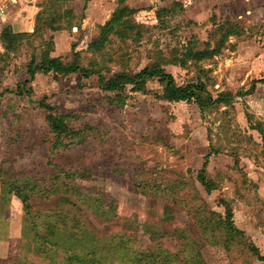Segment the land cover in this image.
<instances>
[{"label": "rangeland", "instance_id": "374dc122", "mask_svg": "<svg viewBox=\"0 0 264 264\" xmlns=\"http://www.w3.org/2000/svg\"><path fill=\"white\" fill-rule=\"evenodd\" d=\"M19 2L27 7L12 26L15 4L0 17V31L22 33L12 46L0 38V229L9 218L0 240L11 241L10 264H154L165 253V264H264L249 246L264 255V0ZM118 4L133 9L126 34L90 47ZM226 17L247 32L222 40ZM48 40L51 56L87 74L30 77ZM220 42L212 57L184 55ZM152 63L177 85L199 80L212 97H233L204 108L195 96L166 101L159 74L144 91L99 85V74ZM47 115H65L74 142L54 144ZM226 206L240 231L228 243Z\"/></svg>", "mask_w": 264, "mask_h": 264}, {"label": "trees", "instance_id": "16d2710c", "mask_svg": "<svg viewBox=\"0 0 264 264\" xmlns=\"http://www.w3.org/2000/svg\"><path fill=\"white\" fill-rule=\"evenodd\" d=\"M132 12L133 9L127 7L126 5L118 4L112 11L111 16L106 20L105 24L102 26V29L104 31L100 34L99 39L95 42L89 43V46L93 48H97L98 46H100L102 44V41L105 40L106 34L109 31H113V33L119 32V36L125 35L126 31L123 26L125 25V22L128 19L125 20L124 16ZM217 28L219 30H222L223 32L222 40L231 35L240 36L244 32V29L238 27V25H236L234 21H231L230 19H224V22H221ZM20 35H22V33L14 31L9 24L4 25V27L0 31V38L6 41L8 43V46H12L13 42L16 41L20 37ZM46 43H48V46H45L46 48L41 50L40 62L38 64L29 63L27 65V70L30 77L34 76L37 72L47 73L50 71L53 72L55 75H58L59 73L65 74L73 70H79L83 75L87 74L88 71L84 67L77 65L75 60L71 62H66L62 60L60 56H51L50 50H52L51 48H53V43L50 40H48ZM221 43L222 42H220L217 45V48L215 49H209L208 47H205L204 49H197L196 51H193L192 47H190L184 55L186 57H192L197 60L206 57H212V55L218 51V48L220 47ZM155 74H159L161 80L166 81V85L162 93L159 94V96L166 101H189L191 100L192 96H195V100H197L201 108H204L202 106H206L209 104L217 106L219 104L228 103L231 97H233V94L231 92L229 93L223 91L218 92L216 97H212V95L207 92V90H205L204 84L201 83L199 80L195 83L177 85L172 75L166 73L159 63H152L151 65H147L145 68L136 73L115 72L109 77L99 74L98 81L100 87L103 90L121 92V90L124 89L125 84H131V89L133 91H144L146 87L145 78L153 76ZM262 79H264V77ZM27 82L28 80L25 81V84ZM29 90L30 88H27V91L25 89L27 93H29ZM202 93L205 94L203 95ZM63 116L65 115H47L46 117L49 123L50 130L54 132V144H61L63 143V140H67V138L71 140V142H74L76 138L77 131L73 129L69 130L67 128L66 123L63 121ZM201 172L203 171L201 170ZM200 180L203 184H206L208 186L207 182H204L203 175H201ZM15 195H17V197L21 200V202L23 203V208L26 210L28 207L27 197L21 193H15ZM231 216L232 211L228 206H226L225 219L224 222L221 223L222 226H224V228L226 227L227 230L224 234L227 239L224 240L225 243H228L232 239V236L240 232L237 228H235ZM48 234L50 235L49 240H51V242L55 244L57 240L55 239L54 241H52L51 226H49ZM249 246L251 247L250 250L252 251V253L257 256L258 259L264 260V255L259 253L255 245L250 243ZM135 256H137V254ZM72 259L75 262L81 263V258L79 255H72ZM168 259L169 255L165 253L162 259L155 261L154 264H165V261H169Z\"/></svg>", "mask_w": 264, "mask_h": 264}, {"label": "crops", "instance_id": "0c3cea01", "mask_svg": "<svg viewBox=\"0 0 264 264\" xmlns=\"http://www.w3.org/2000/svg\"><path fill=\"white\" fill-rule=\"evenodd\" d=\"M20 2H19V0L17 1V4H15V5H13L12 7H14L13 9H12V12H9V15L6 17L5 16V14H6V12H5V14L3 13L0 17H1V19L3 18V20H4V16H5V21H7V22H10V24L12 23V22H15V20L17 19V16H16V12H18V9H20L21 7H23V6H25V5H22V4H19ZM230 4V3H229ZM11 7V8H12ZM27 6H25V8H26ZM10 8V9H11ZM24 8V7H23ZM20 14V20L21 19H25L26 17H28L29 19H30V21H31V24L33 23V21L35 20V18L34 19H32L33 18V16H34V14L32 15V18L30 17V15L29 14H26V13H22V12H20L19 13ZM16 16V17H15ZM23 17V18H22ZM225 19H229L228 17H226ZM18 22H20L19 20H18ZM11 26H12V24H11ZM13 28V27H12ZM247 32V29L246 28H244V32L243 33H246ZM243 33L241 34V35H243ZM264 67V66H263ZM263 77H264V75H263ZM7 225H5V223H4V227H2V229H0V232H2V231H5V230H7V231H9V218L7 217ZM7 233V232H6ZM10 244H11V241H9L7 238H3V239H1L0 240V264H10L11 263V260L8 258V257H6L7 255H8V253H9V251H7L8 250V248H10Z\"/></svg>", "mask_w": 264, "mask_h": 264}, {"label": "built area", "instance_id": "2783aa9c", "mask_svg": "<svg viewBox=\"0 0 264 264\" xmlns=\"http://www.w3.org/2000/svg\"><path fill=\"white\" fill-rule=\"evenodd\" d=\"M17 1L18 0H0V15L9 7V5L17 4Z\"/></svg>", "mask_w": 264, "mask_h": 264}]
</instances>
